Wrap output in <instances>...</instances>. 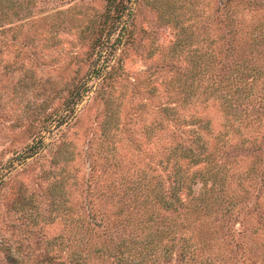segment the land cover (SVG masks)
Here are the masks:
<instances>
[{
	"label": "rangeland",
	"instance_id": "obj_1",
	"mask_svg": "<svg viewBox=\"0 0 264 264\" xmlns=\"http://www.w3.org/2000/svg\"><path fill=\"white\" fill-rule=\"evenodd\" d=\"M0 264H264V0H0Z\"/></svg>",
	"mask_w": 264,
	"mask_h": 264
},
{
	"label": "trees",
	"instance_id": "obj_2",
	"mask_svg": "<svg viewBox=\"0 0 264 264\" xmlns=\"http://www.w3.org/2000/svg\"><path fill=\"white\" fill-rule=\"evenodd\" d=\"M182 150V149H181ZM181 159H182V161L183 160H194V158H193V156L191 155V153L190 152H188V150H186V151H183V154H181V156H179ZM198 159H196V160H194V161H197ZM182 168H183V165L181 166ZM182 168H180V166L178 167V170H176V174H175V176L177 177L176 179H177V187H175V191H177V190H181V188H183L185 185H186V178H185V173L182 171L183 169ZM215 177V176H214ZM186 179V180H185ZM215 179V178H214ZM215 181H216V179H215ZM191 187V186H190ZM177 194V193H176ZM193 199H195V198H193Z\"/></svg>",
	"mask_w": 264,
	"mask_h": 264
}]
</instances>
